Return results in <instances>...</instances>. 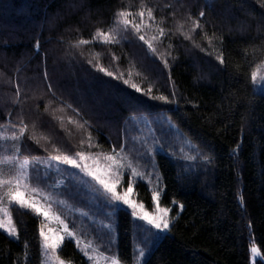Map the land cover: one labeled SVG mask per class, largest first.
Returning <instances> with one entry per match:
<instances>
[{"label": "trees", "instance_id": "obj_1", "mask_svg": "<svg viewBox=\"0 0 264 264\" xmlns=\"http://www.w3.org/2000/svg\"><path fill=\"white\" fill-rule=\"evenodd\" d=\"M261 2L0 0V171L8 178L18 166L17 160L27 157L28 172L39 169L45 178H33L30 188L50 197L52 207L74 227L80 240L97 251L121 257L123 264L136 262L138 247L145 252L141 264H252V245L260 253L254 264H264V94L251 80L252 71L264 64ZM141 6L153 10L152 21L145 11L146 24L173 32L177 24H184L187 31L189 17L196 19L205 11L200 23L208 35L215 33L213 46L223 50L226 65L179 35L164 39L155 58L143 56L146 46L141 49L134 34L128 37L132 44L104 45L94 38L97 29H115L118 10L135 14ZM134 19L139 22L137 16ZM143 31L149 37L154 34ZM193 35L196 43L208 47L199 30ZM80 40L89 44L74 47ZM170 42L172 49L168 48ZM168 52L171 72L165 69L161 74L159 68ZM89 60L130 78L142 92L151 85L152 95H166L171 102L152 100L119 81L106 83L109 78L97 74ZM48 83L56 86V100L47 92ZM173 91L175 97L171 96ZM59 100L71 104L80 115ZM20 117L28 132L14 140ZM69 117L93 124L94 143L98 139L100 145L92 149L95 152L110 153L117 142V129L123 126L130 129L133 154L136 149L143 151L142 142L150 146L153 136L167 135L171 147L157 149L156 161L161 184L166 185L161 207L171 208L169 215L174 221L171 232L145 241V234L137 227L140 221L129 215V209L118 206L109 216L111 209L104 207L102 194L94 186L82 184L79 177L71 181L81 196L73 199L65 194L69 179L65 166L57 171L44 161L55 154L53 146L63 152L66 144L73 148L78 144L80 132L68 123ZM188 141L213 157L212 163L197 161L194 170L185 171L181 165L190 162L182 155L197 154L189 151ZM237 143L242 145L238 163L231 155ZM13 156L17 160L9 159ZM136 163L139 167L140 162ZM134 196L146 210H153L146 178L137 183ZM80 199L83 203L77 202ZM173 200L184 205L182 211L172 205ZM13 217L19 239L0 230V264H42L38 233L42 218L18 211H13ZM58 254L71 264H91L74 241L65 242Z\"/></svg>", "mask_w": 264, "mask_h": 264}, {"label": "snow or ice", "instance_id": "obj_2", "mask_svg": "<svg viewBox=\"0 0 264 264\" xmlns=\"http://www.w3.org/2000/svg\"><path fill=\"white\" fill-rule=\"evenodd\" d=\"M261 7H264V0L261 2ZM145 11L147 12V18L149 21L154 20L153 10L151 8L145 9L141 6L139 13H132L126 10H118L114 14L115 29L112 27L109 30L103 31L97 29L94 38L101 40L104 45L122 44L123 41H127L132 44L133 41L129 40L130 35H135V41L139 43L141 49L146 50L143 52V56L147 58L149 54L155 58L160 55L159 45L163 44L164 39L170 38L172 35L182 36L183 39L192 43L193 47L198 48L201 52H205L208 56H214L220 65L225 66L226 61L223 50L217 51L213 46V41L216 38L215 33L211 36L208 35L205 30V26L200 23V18L206 16V12L201 10L199 16L196 19L189 17L191 21L187 31L184 30V24H177L176 30H165L162 26H156L153 29L151 23L146 24L144 22ZM134 16L139 18V22L134 19ZM143 30H152L153 35L150 37L145 34ZM199 30L201 34V40L206 42L208 47L205 48L203 43H196V36L194 32ZM88 40H80L74 47H80L82 45H88ZM174 45L170 42L168 48L172 49ZM35 48L37 51L40 49L39 40H37ZM211 49V50H209ZM83 53H81L82 55ZM171 53L168 52L162 59V67L159 68L161 74L167 69L171 72V64L167 59ZM115 59V57H113ZM155 60H153V63ZM88 63L95 69L97 74H103L108 77L109 80L106 83H111L113 80L121 82L123 85L129 86L136 93H141L144 96L149 97L152 100H159L165 103H170L169 97L163 94L152 95L153 88L149 85L148 89L142 92L140 86L133 83L130 78H123L117 75L115 70H109L103 66L98 65L94 60H89ZM264 63V60L261 61ZM171 79L170 75L168 77ZM45 79L47 77L45 76ZM251 80L253 83L257 80V70H253L251 73ZM115 87V85H113ZM47 92L51 94L53 100H56V86L52 83L46 84ZM264 94V89L260 90ZM171 96L175 97L176 93L173 91ZM60 104H65L63 100L58 101ZM65 107L70 108L77 116L80 113L76 108H73L71 104H65ZM46 112L48 108L46 106ZM55 110H53L54 113ZM49 113V114H53ZM39 119V116L37 117ZM20 127L18 134L14 133L13 139H22L27 135L28 125L24 122L23 117L19 118ZM60 123L63 124L64 120L61 118ZM69 124H75L76 128L80 132V140L75 148L65 145V150L62 152L59 148L54 147L55 154H50L48 157L49 166L55 163L57 171L60 170V166L63 165L64 172L67 174L68 185L65 188V194L70 198L77 199L81 196V193L74 189L71 178L79 177L82 184L94 186V190L101 193L104 198V207L111 209L108 213L112 215L117 207L122 204L130 210L129 215L139 221L146 222L147 227L142 224H138L137 227L145 234V241L154 237L156 233H169L174 226V221L170 217L169 213L171 208L161 207V198L166 195V185L161 184V174L158 171V162L156 161L157 149L164 150L171 147L170 140L166 134H162L159 137L153 136L152 143L149 146L146 141L142 142L143 151L136 149L134 154L132 149L129 148L130 129L127 126H123L117 129V142L110 150V153L95 152L92 151L94 147H100L99 140L96 139L94 143V137L92 135L93 124L88 120L81 122L80 120L68 119ZM147 124V122H145ZM35 127V123L33 125ZM99 132V128H96ZM152 129L149 128V133H152ZM179 132V130L177 129ZM183 138V133H180ZM34 139V137H29ZM109 139V138H105ZM38 144L39 141L37 140ZM134 147V144H133ZM188 148L190 152H196V155L188 154L182 155V159L187 162L186 165H181L185 171H192L196 167V162L199 161L203 165H209L213 161V157L205 155L199 147L192 145L188 141ZM242 148L240 143H237L236 148L232 150L231 155L236 157L238 163L237 152ZM19 152V148L16 149ZM44 151L48 152L47 146H44ZM183 153V149H181ZM175 156V152L172 153ZM9 159L17 160V157L13 156ZM136 162H140V166H137ZM14 173H9L8 178L4 177V173L0 171V230L6 233L8 237L19 239L17 223L14 221L13 211H18L21 215L34 214V218H42L39 222L38 233L40 240V247L44 250L45 255L48 256L50 264H70L69 261L61 258L58 254L62 251V245L65 242H75L76 247L83 253V256L87 257L88 261L93 264H99V260L89 254L90 244L81 246L80 236L74 231V227L70 226L60 215L56 214L52 209L50 202H44L43 199H38L36 193L38 189L30 188L29 181L35 178L37 181H44V177L41 176L39 169H35L33 174L28 172L29 159L26 157L23 160H17ZM143 169V170H141ZM78 170V171H74ZM146 178L147 185L150 186L151 201L154 206V211H146L145 205L134 198V188L139 182H144ZM242 199V198H241ZM78 203H83L80 199ZM173 206L178 205L182 211L184 205L176 200L172 202ZM18 206L12 208L10 206ZM51 221H55L57 227L53 228L50 224ZM153 229L156 232H153ZM111 242L109 241V244ZM253 254H256L257 249L253 247L251 249ZM139 256L143 258L145 256L144 249L141 248ZM107 259V258H106ZM111 264H122V258L113 256L111 258ZM146 264V262H145Z\"/></svg>", "mask_w": 264, "mask_h": 264}, {"label": "rangeland", "instance_id": "obj_3", "mask_svg": "<svg viewBox=\"0 0 264 264\" xmlns=\"http://www.w3.org/2000/svg\"><path fill=\"white\" fill-rule=\"evenodd\" d=\"M255 86L257 87V88H259V89H264V64L263 65H261L260 67H258L257 68V80H256V82H255ZM44 160H45V158H43ZM23 160V159H22ZM44 162H47V164H49V160L48 161H44ZM54 167H55V169H57L56 168V166H55V163H53L52 164ZM28 170V169H27ZM78 171V170H77ZM55 186H57V185H55ZM36 196H37V198L38 199H43V201L44 202H50L51 203V199H50V197L49 196H47L46 194H44V193H41V192H37L36 193ZM134 198H135V196H134ZM136 199V198H135ZM119 207H125L126 208V206H123L122 204H120L119 205ZM52 209H53V211L56 213V214H58L56 211H55V209L52 207ZM146 210V209H145ZM146 211H149V210H146ZM152 211H154V208H153V210ZM59 215V214H58ZM62 219V218H61ZM138 220V219H137ZM139 221V220H138ZM140 224H142L144 227H147V225H146V222H143V221H140L139 222ZM50 224H51V226L53 227V228H55V227H57V224H56V222L55 221H51L50 222ZM154 230V229H153ZM154 232H156V230H154ZM159 234H161V233H156V235H159ZM81 241V246L83 247L85 244H90L89 242H85V241H83V240H80ZM91 245V244H90ZM253 247H255L256 248V246L255 245H252L251 246V249L253 248ZM257 249V248H256ZM139 251H140V247H138V254H137V259H136V262L134 263V264H141V262H142V259L143 258H141L140 256H139ZM89 254L90 255H92V256H94V257H96L98 260H99V264H111V258L113 257V256H116V255H114V254H111L110 252H100V251H97L95 248H93V246L91 245V247H90V249H89ZM260 256V253H259V251H258V249H257V252H256V254H253L252 252H251V263L252 264H254V262H255V259L256 258H258ZM117 257V256H116ZM107 258V259H106ZM42 264H50V262H49V259H48V256L47 255H45V252H44V250L42 249ZM71 264V263H70ZM91 264H93V262H91ZM123 264V263H122Z\"/></svg>", "mask_w": 264, "mask_h": 264}]
</instances>
